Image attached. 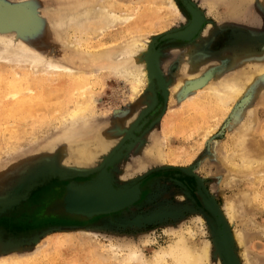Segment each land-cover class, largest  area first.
<instances>
[{
  "label": "rangeland",
  "instance_id": "rangeland-1",
  "mask_svg": "<svg viewBox=\"0 0 264 264\" xmlns=\"http://www.w3.org/2000/svg\"><path fill=\"white\" fill-rule=\"evenodd\" d=\"M186 3L202 25L166 37L190 22ZM130 38L159 49V89L118 70L157 53L125 54ZM0 82V264H154L180 242L208 244L209 264H230L224 249L234 264H264V0H0ZM144 112L108 167L116 186L136 184V200L66 211L69 178L89 179ZM127 244L141 257L125 261Z\"/></svg>",
  "mask_w": 264,
  "mask_h": 264
},
{
  "label": "bare ground",
  "instance_id": "bare-ground-1",
  "mask_svg": "<svg viewBox=\"0 0 264 264\" xmlns=\"http://www.w3.org/2000/svg\"><path fill=\"white\" fill-rule=\"evenodd\" d=\"M172 3H174V2H172L171 1V4ZM175 6V5H174ZM108 10V9H107ZM108 12V11H107ZM110 12V11H109ZM113 13V12H112ZM116 13H117V11H116ZM108 15H110L109 13H108ZM107 15V16H108ZM117 15V14H116ZM115 15V16H116ZM114 16V17H115ZM120 16V15H119ZM118 16V17H119ZM128 16H130L129 14L127 15V17ZM109 17V16H108ZM131 17V16H130ZM191 19H192V21H191V24H190V28H188L186 31H185V33L187 34V33H192L191 31H197L198 30V28L202 25V23H203V17L201 16V14L198 12V11H193V12H191ZM109 21H108V25L110 24V23H112V21L113 20H116V19H113L112 17H111V19H110V17H109V19H108ZM106 21V20H105ZM138 38V37H137ZM140 38V37H139ZM131 39L132 38H130L129 39V41H131ZM136 39V38H135ZM132 40H134V38L132 39ZM136 40H138V39H136ZM128 41V42H129ZM149 41L150 40H142L141 41V39L140 40H138V41H135L134 40V42L132 43V44H130L129 45V47H128V49H126V47H124L126 50H123V51H125L126 53L125 54H127V53H134L133 55H137V56H140L141 55V53H143V51H145L149 46V48H148V51L150 50V48H151V50L153 51V52H155L156 51V49H157V47H156V45H151V43H149ZM127 42V43H128ZM122 50H121V54H123L124 52H122ZM128 51V52H127ZM147 51V50H146ZM119 53V54H120ZM148 53V55H149V52H147ZM118 55V54H117ZM128 55V54H127ZM135 55V56H136ZM155 55V54H154ZM131 56V55H130ZM143 57V56H142ZM132 58H134V57H132ZM3 59V58H2ZM5 59V58H4ZM148 63L146 64V62L144 61V59H142L141 60V57H140V59H138V61H137V64H134L133 63V61H132V65H128L127 64V66L126 65H124V66H119L118 68V70L120 71V72H122V74L123 75H126V77H132V78H134V80H135V82H136V84H140L141 82H142V79L143 78H146V77H149L148 75H151L152 76V81L156 84V88L157 89H159L161 86L159 85V84H161L162 83V77H161V74H160V72L158 71V68H157V71H156V69L154 68V64H155V62H154V56L153 57H150L149 58V56H148ZM36 60H37V58H33V61H34V63L36 62ZM33 63V64H34ZM37 66V65H36ZM48 66H54L55 67V65L54 64H48ZM58 66V65H57ZM157 67H158V64L156 65ZM12 72H14L13 70H12ZM119 72V73H120ZM149 73V74H148ZM17 74V73H16ZM18 75V74H17ZM22 80V82L25 84V85H27V90H28V92L29 91H32L33 89H34V87H32L31 85H29V84H32L31 83V81H32V77L31 76H28V75H26L25 77H24V79H21ZM13 81L14 80H10L9 82H8V85H12L13 84ZM4 82V81H3ZM3 82H0V84H4ZM161 82V83H160ZM33 83H35V79L33 80ZM153 83V84H154ZM76 85V88L78 89L79 88V86H80V83H79V80H78V83H76L75 84ZM31 86V87H30ZM136 86L137 85H135L134 86V88L136 89ZM31 88V89H30ZM57 88V87H56ZM75 89H73L71 92H73ZM83 90V89H82ZM76 92H77V90H76ZM15 93L16 92H13L12 94L13 95H10V97L11 98H13L14 96H15ZM238 93V92H237ZM31 99L32 98H29L27 101H31ZM27 101H22V102H20L19 104H18V106L20 105L21 106V104H24L23 106H25V107H28V106H26L25 104H27L28 102ZM8 106H9V104H7ZM30 105V104H29ZM31 106V105H30ZM160 106V105H159ZM152 107V106H151ZM150 108V107H149ZM26 108H24L23 110H25ZM147 110V109H146ZM144 111V110H143ZM22 112V111H21ZM154 112V111H153ZM139 123V121L138 122H136V124L135 125H133L132 126V128H131V134L132 135H134V130L136 129V125ZM140 127V126H139ZM131 136V135H130ZM124 139V138H123ZM117 140H115V138L114 137H112V138H109V139H107V143L106 142H103L102 143V147L100 148V150H98V151H92V150H88V151H85L82 155H84V157L85 158H83V160H85V161H83L82 162V165H84V166H87L88 164H90V163H95V160L97 159V157H98V160L100 159L99 158V156H100V153H104V152H107L108 150H110V148H112L113 146H114V144H115V142H116ZM97 160V163H99V161ZM102 160V159H101ZM101 162V161H100ZM263 165H264V163H263ZM109 178V177H108ZM123 185V184H122ZM92 186L93 185H91V183L90 184H88V187L87 188H90L91 187V189L92 190H87V189H85V188H83V187H79L78 189H77V196H76V199H75V202H77L78 204H83V205H85V206H79V207H77V208H71V209H74V210H81V209H83V210H85V211H87L88 209H91V208H94V207H96V208H98V206H100L101 208L100 209H104L105 207H107V206H113V207H116L117 205H120V204H127V203H130V202H132L133 200H135V198L138 196V192H137V189H132V190H128V191H123V190H120V189H118V188H116V186L114 185V183H113V181L112 180H110V179H107V178H102V179H99V181L98 182H96V186H93V188H92ZM120 186V185H119ZM126 186H128V185H126ZM191 186V185H190ZM192 188L193 187H195V185H193V186H191ZM84 190H86V192H84ZM193 191L199 196V200H200V202L203 204V206H206V208H207V210H208V212L209 213H211V211L213 212V216L215 217L214 218V222H215V225H216V227H217V229L219 230V232H220V239H221V241H222V243H225L226 242V236L223 234V231H222V228L219 226L220 225V223H219V221H220V219L219 218H217L215 215V212H214V210H213V208H212V206H211V204L209 203V200H208V198L206 197V196H203L202 194H200L199 192H198V189H193ZM85 194V195H84ZM102 198H105V200L107 201V202H104L103 201V199ZM82 199H85V200H87V202L88 203H90V204H84V203H82V202H80V201H82ZM97 200H100L102 203H104V204H96L97 202ZM57 206V205H56ZM112 207V208H113ZM67 209H70V207L69 206H67ZM227 210H230L231 209V206H228L227 208H226ZM232 210V209H231ZM60 211V210H59ZM228 212H230V211H228ZM73 214V213H72ZM215 214V215H214ZM211 215H212V213H211ZM180 241H181V239H180ZM182 241H184L183 239H182ZM111 245V244H110ZM117 245V244H116ZM115 244L113 245V246H116ZM119 245V244H118ZM126 245V244H125ZM128 245L129 244H127V247L126 248H128ZM132 245V244H131ZM112 246V245H111ZM120 246V245H119ZM134 246V245H133ZM130 247V246H129ZM136 247V246H135ZM129 249V248H128ZM127 249V254L126 253H124L125 255V257L127 258V259H124L125 261H134L135 259H134V257L137 259L138 257L140 258L141 256L140 255H138V252L136 253V250H134V249H132V247H131V249H129L128 250ZM136 249V248H135ZM163 249V248H162ZM112 250H113V248H112ZM112 250H111V252H112ZM118 250V249H117ZM114 251H115V249H114ZM119 251V250H118ZM123 252V251H122ZM125 252V251H124ZM110 253V252H109ZM157 253V255L153 258L154 259V261H152V263L154 262V264H163L164 262H165V260H166V258H167V256H170L172 259H173V261H174V264H206L207 263V260H209V246H208V244H206L205 245V247L204 248H201V249H199V251H195L194 249H192V248H190V247H188V246H186L185 245V243L184 242H180V243H177V244H175V245H172V246H170V248L169 247H166V249H165V247H164V249L163 250H161V251H159V252H156ZM155 253V254H156ZM111 254V253H110ZM116 254V253H115ZM118 254V253H117ZM227 255V256H226ZM122 256V255H121ZM224 256H225V258L227 259V260H231V256L227 253V251L224 253ZM118 257V256H117ZM123 257V256H122ZM143 259V258H142ZM209 262V261H208ZM127 264V263H126ZM129 264V263H128ZM133 264V263H132ZM207 264H209V263H207Z\"/></svg>",
  "mask_w": 264,
  "mask_h": 264
},
{
  "label": "water",
  "instance_id": "water-1",
  "mask_svg": "<svg viewBox=\"0 0 264 264\" xmlns=\"http://www.w3.org/2000/svg\"><path fill=\"white\" fill-rule=\"evenodd\" d=\"M186 4H187L188 9L190 10V13L193 12L194 10L197 11L195 8H192L189 3H186ZM191 21H192V19L190 20V22L183 29L177 30L176 32H174L172 34H168L166 37L183 38V37L190 36L191 34H193L194 32H196V31H191L192 33H190V32L187 33V34L185 33V31L188 28H190ZM156 52L157 53L154 55V62H155L154 68L157 71V66L156 65L159 62V60H158V52H159V49H156ZM147 112H149V110ZM147 112H144V114H142L141 117L139 118V120H138L139 123L136 125V129L134 130V135L131 134V136H129L128 138L124 139L117 146V148L115 150L111 151L110 154L104 159V161L102 162V164L100 165V167L98 168V170H96L95 172H93L92 176H90L89 179H86L85 181H78V180H76L73 177L72 178H69V182H68V184L66 186V194H65V197H64V207H65L66 211H68L70 213H79L81 215H84V216H87V217H91L94 214L108 213V212H113V211L121 210V209H123L125 207H128L130 204H132L134 202V200H133L132 202L127 203V204H123L122 203L120 205H117L116 207L107 206L104 209H100L101 208L100 207L101 205H100V206H98V208L94 207V208L88 209L87 211H85L83 209H81V210L71 209V208H77L79 206H85L83 204H78L77 202H75V199H76V196H77V189L79 187H83V188H85L87 190H92L91 187L90 188H87L88 187V184L91 183V185L96 186V182H98L99 179H102L103 177L112 180V178L110 176V171L108 170V167H112V165L115 162H117L123 156L124 151H126L128 148H130V146H132V144L134 143V137H135L136 132L139 131V129L141 128V125L146 120ZM87 173L88 172H84L83 174H87ZM93 186H92V188H93ZM116 188H118L120 190H123V191L137 189L135 183L132 186H130V187H119V186H116ZM84 192H86V190H84ZM136 198H135V200H136ZM102 199H103L104 202H107L105 200V198H102ZM80 202H82L84 204H90L85 199H82V201H80ZM96 202H97L96 204H104L100 200H97ZM67 206H69L70 209H67ZM226 251L227 250L224 249V252H226ZM228 262L230 264H234L232 260H228Z\"/></svg>",
  "mask_w": 264,
  "mask_h": 264
}]
</instances>
